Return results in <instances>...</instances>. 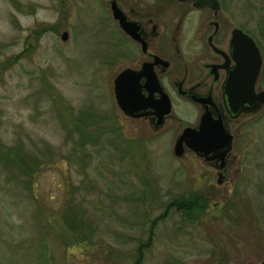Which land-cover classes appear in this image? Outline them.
I'll list each match as a JSON object with an SVG mask.
<instances>
[{
    "label": "rangeland",
    "instance_id": "1",
    "mask_svg": "<svg viewBox=\"0 0 264 264\" xmlns=\"http://www.w3.org/2000/svg\"><path fill=\"white\" fill-rule=\"evenodd\" d=\"M230 13L252 29L264 19V0H232ZM47 26L52 30L34 38L33 30ZM133 51L108 0H0V62L17 55L0 71V140L20 142L40 164L32 186L28 176L17 178L15 168L0 164V264H133L140 244L146 247L140 264H259L264 258V116L244 134L246 178L215 190L214 178L198 184L203 167L188 152H172L177 117L189 122L188 110L174 103L169 119L152 130L115 105L112 79L132 64ZM80 109L117 128L101 147H88L93 153L83 166L64 158L72 151L64 133ZM190 192L214 195L196 223L173 205L166 208ZM69 197L81 201L97 251L67 247L68 230L50 225Z\"/></svg>",
    "mask_w": 264,
    "mask_h": 264
},
{
    "label": "flooded vegetation",
    "instance_id": "2",
    "mask_svg": "<svg viewBox=\"0 0 264 264\" xmlns=\"http://www.w3.org/2000/svg\"><path fill=\"white\" fill-rule=\"evenodd\" d=\"M231 2L218 0L219 9L214 11L179 0H115L125 20L134 27L132 35H127L114 20L122 37L134 49L132 64L126 67L137 72L140 93L150 103L145 115L126 117L157 130L169 119L174 103L188 110L189 122L177 117L181 126L174 140L185 126L191 127L196 147L189 148L182 140L181 155L188 152L194 156L196 164L204 169L196 173L195 181L206 185L214 178V190L238 181L241 176L246 178L243 174L247 170L242 168L247 154L244 134L264 116L260 114L264 112V103L255 104L257 100L252 97L245 100V94L240 101L245 110L229 107L228 97H236L237 91L247 87L249 77L241 68L234 67L236 57L243 53L254 56L258 52L260 65L252 95L264 92V19L256 20L252 29L234 22ZM234 29L247 35L252 43L241 35L236 36L238 42H233ZM225 88L234 92L226 94ZM165 99L170 110L158 124L156 112ZM255 105L257 109L252 110ZM226 138L229 147L223 152L221 143ZM204 195L206 202L214 196Z\"/></svg>",
    "mask_w": 264,
    "mask_h": 264
},
{
    "label": "trees",
    "instance_id": "3",
    "mask_svg": "<svg viewBox=\"0 0 264 264\" xmlns=\"http://www.w3.org/2000/svg\"><path fill=\"white\" fill-rule=\"evenodd\" d=\"M45 30H52V27H38L33 30L32 34L34 38H36ZM16 59L17 55H13L0 62V71L12 65ZM50 95L51 97L55 96L52 92ZM69 124H71L70 130L68 132L65 131L64 137L66 141H70L72 151H70L71 154H67L64 158H69L74 163L81 166L86 164L90 154L93 153V149H88V147L92 145L94 147H101V139H104L105 135H113V132L115 133L117 130V128L114 127L112 129L105 128L101 117L97 115V113L88 112L87 116H84V112L81 109L76 111V113H71ZM60 157L62 158L63 156ZM134 161H136V157ZM0 164L7 166L11 171L15 168L17 173L13 175L17 178H21V175L28 176L32 180L30 183L31 186L37 169L40 167L39 162L32 157V153L22 149L20 142L6 145L1 140ZM81 186L82 185L73 187L72 192L79 191V187ZM73 200L74 198L70 197L63 199L59 209L55 211L53 216L51 215L53 223L50 221V225L56 228H59L61 225L68 230L69 237L67 235V238H69V242H66L67 247L68 245H79L83 249L97 251L96 248L99 246L98 243L91 241L90 219L85 218L83 215L81 201L74 202ZM171 205L174 206V209H177L186 221L196 223L199 215L203 213L204 207H206V201L199 193L190 192L173 198L171 202L167 204L166 208ZM38 209V212H43L41 206H39ZM145 248L144 244H140L135 248L133 264H140L142 251ZM108 253L111 254L110 251ZM110 256L111 255H108V257Z\"/></svg>",
    "mask_w": 264,
    "mask_h": 264
},
{
    "label": "water",
    "instance_id": "4",
    "mask_svg": "<svg viewBox=\"0 0 264 264\" xmlns=\"http://www.w3.org/2000/svg\"><path fill=\"white\" fill-rule=\"evenodd\" d=\"M184 2H190L194 7L196 8H204L208 7L210 9H213L214 11H217L219 9V3L218 0H179ZM109 9L112 19L117 21L118 27L127 35H132L134 27L125 20L124 15L118 8V6L115 3V0H109ZM241 35L243 36L244 40L247 42L252 43L251 39L243 34L240 30L234 29L232 31V41L238 42V39L236 36ZM59 38L61 41L66 40L67 38V32L65 30H62L59 34ZM235 68L238 70V68H241L243 70V73L249 77V79H246V85L245 89H241L237 91L236 97H228V103L229 107L232 110L238 109V110H245L246 107L242 106L240 104V101L242 100L243 95L245 94V100H248L247 98L251 99L254 98L257 100V103H264V92H259L255 95V97L252 95V86L254 83V79L256 78V75L258 73L259 65H260V57L258 52L254 54V56L243 53V56L236 57L235 60ZM224 91L226 94L233 93L234 90H230L228 88H225ZM112 92H113V98L115 101V105L119 109V111L124 115L128 117H139L146 114V109L150 105L149 100L142 96L140 93V88L137 83V72H135L133 69L129 67H124L120 71L117 72V74L114 76L112 80ZM240 94V95H239ZM253 99V100H254ZM257 105L253 106L251 109L256 110ZM170 110L169 101L165 99V101L161 105V109L156 112L157 115V123L159 124L161 122L160 119H162V116L167 114ZM192 129L191 127L185 126L179 137H177L172 146V152L175 156L181 155V143L182 140L184 143L189 147H196L192 143ZM202 137H200V141L202 142ZM211 141V140H210ZM203 145H206L202 142ZM221 146L223 147V152H225L229 147V140L226 138V140H223L221 143ZM201 147V145H199ZM202 151V150H200ZM259 264H264V258L259 262Z\"/></svg>",
    "mask_w": 264,
    "mask_h": 264
}]
</instances>
